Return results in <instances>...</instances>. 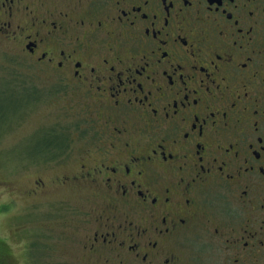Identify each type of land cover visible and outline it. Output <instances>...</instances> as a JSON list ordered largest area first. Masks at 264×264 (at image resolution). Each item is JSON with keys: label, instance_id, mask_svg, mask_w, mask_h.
<instances>
[{"label": "flooded vegetation", "instance_id": "flooded-vegetation-1", "mask_svg": "<svg viewBox=\"0 0 264 264\" xmlns=\"http://www.w3.org/2000/svg\"><path fill=\"white\" fill-rule=\"evenodd\" d=\"M0 37L65 90L87 260L264 264V0H0Z\"/></svg>", "mask_w": 264, "mask_h": 264}, {"label": "rangeland", "instance_id": "rangeland-1", "mask_svg": "<svg viewBox=\"0 0 264 264\" xmlns=\"http://www.w3.org/2000/svg\"><path fill=\"white\" fill-rule=\"evenodd\" d=\"M52 86L47 73L0 37V264H52L51 254L58 264H93L79 246L77 218L71 220L74 228L70 225L71 214L90 203L53 184L67 166H50L52 154L38 151L48 133L65 137V146L79 145L65 90ZM40 177L47 184L35 194ZM40 242L46 250L42 255Z\"/></svg>", "mask_w": 264, "mask_h": 264}, {"label": "trees", "instance_id": "trees-1", "mask_svg": "<svg viewBox=\"0 0 264 264\" xmlns=\"http://www.w3.org/2000/svg\"><path fill=\"white\" fill-rule=\"evenodd\" d=\"M2 124H3V123H1L0 126H2ZM43 139H45V138H43ZM54 140H56V139H54ZM54 140H53V139H49V140L47 139V140H45V141H42L41 146H42V145L45 146L46 143L49 144V143H51V141H54ZM54 142H55V141H54ZM56 142H57V141H56ZM53 144H54V143H53Z\"/></svg>", "mask_w": 264, "mask_h": 264}]
</instances>
